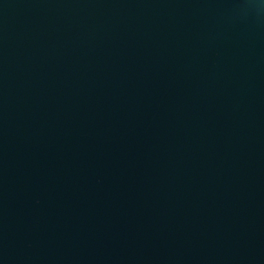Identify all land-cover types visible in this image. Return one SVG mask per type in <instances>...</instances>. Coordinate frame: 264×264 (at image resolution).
Listing matches in <instances>:
<instances>
[{"label": "water", "instance_id": "1", "mask_svg": "<svg viewBox=\"0 0 264 264\" xmlns=\"http://www.w3.org/2000/svg\"><path fill=\"white\" fill-rule=\"evenodd\" d=\"M0 264H264V0H0Z\"/></svg>", "mask_w": 264, "mask_h": 264}]
</instances>
